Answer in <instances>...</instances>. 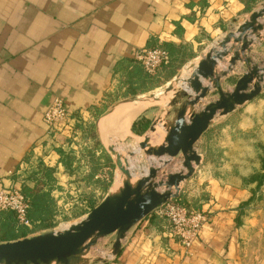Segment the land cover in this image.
<instances>
[{
	"label": "crops",
	"instance_id": "obj_1",
	"mask_svg": "<svg viewBox=\"0 0 264 264\" xmlns=\"http://www.w3.org/2000/svg\"><path fill=\"white\" fill-rule=\"evenodd\" d=\"M263 5L264 0H0V189L38 188L49 194L56 205L54 227L59 218L87 216L108 194L99 185L102 174L92 171L86 157L50 149L44 116L54 100L62 99L76 115H99L96 137L106 150L108 142L141 138L132 127L142 119L150 131L157 122L171 128L181 106H172L168 88L178 75L132 95L145 90L137 77L144 69L134 68L135 53L164 45L182 48L190 58L182 69L193 68L216 50L212 43ZM251 40L245 57L252 62H238L221 79L223 92L233 91L248 65L264 63V31ZM232 56L217 65V74L219 66L227 72ZM259 99L217 115L195 146L202 163L180 192L209 220L189 251L169 239L166 223L154 226L145 219L127 233L117 256L96 264H264V184L258 190L257 183L244 182L262 172L264 103ZM83 187L104 199L96 204L84 199L83 206L74 207L68 190ZM75 208L82 214L75 217Z\"/></svg>",
	"mask_w": 264,
	"mask_h": 264
},
{
	"label": "water",
	"instance_id": "obj_2",
	"mask_svg": "<svg viewBox=\"0 0 264 264\" xmlns=\"http://www.w3.org/2000/svg\"><path fill=\"white\" fill-rule=\"evenodd\" d=\"M263 18L264 5L252 13L250 19L239 27L237 33L230 32L220 42L219 49L206 53L199 64L193 67L194 73L191 78L184 81L187 87L174 97L172 106L179 105L182 101L185 103L178 112L175 125L170 128L165 138V144L158 148L149 147L148 137L140 144L139 150H146L148 158L161 160L163 166L171 164L179 156L183 157L185 171L170 174L165 183H161V186L166 187V191L157 190L161 187L155 183L160 169L152 167L148 176L140 179L135 186L125 182L118 194L108 195L83 221L69 229L1 243L0 264H72L78 256L96 244L97 238L114 233L117 234L113 245L115 257L120 253L123 239L134 226L153 215L158 208L179 199L181 184L191 179L195 169L202 163V157L195 146L208 131L215 117L229 115L262 94L264 67L248 68L231 93H224L218 88L221 77L215 70L231 53L233 56L229 61V72L235 69L238 62L251 63V59L245 57L253 43L249 39L264 31V25L261 23ZM239 44L240 47H236ZM229 72L222 75L226 77ZM203 80L209 81L212 87L204 86ZM213 87L217 89L219 98L202 111H194L188 116L189 109L195 110L212 93ZM168 89L172 90L173 87ZM151 132H156L155 126L151 128ZM109 152L112 155L117 154L114 147H110ZM116 164L131 178L126 161L123 162L119 157ZM105 261L99 258L96 262Z\"/></svg>",
	"mask_w": 264,
	"mask_h": 264
},
{
	"label": "rangeland",
	"instance_id": "obj_3",
	"mask_svg": "<svg viewBox=\"0 0 264 264\" xmlns=\"http://www.w3.org/2000/svg\"><path fill=\"white\" fill-rule=\"evenodd\" d=\"M242 25H240V26H238V25L234 26L232 32L237 33L238 30H239V27H241ZM249 40L252 41L251 38ZM220 42H221V40L215 41L214 43H212V46L211 47L213 49H219ZM252 45H253V43H252ZM236 47H240V44L237 45ZM253 54L254 53H251L252 56H253ZM227 58H225V59H227ZM247 58H250V57H247ZM224 60H222V61L224 62ZM256 61H259L258 58H257ZM251 62H252V59H251ZM259 62H261V61H259ZM227 64H225V65L229 67L228 61H227ZM219 65H220V63H219ZM222 65L225 66L224 64H222ZM260 67H264V63H262V65H260ZM221 68L222 67L219 66V68H218V74L217 75H219L221 77V79H223L225 77L222 75L223 73L221 72V70H222ZM248 68H250L249 65H248ZM232 71L234 72L235 70H232ZM227 72H229L228 69H227ZM193 73H194V68L187 67V68L182 69L179 72V74L177 76V79L175 81H173V83H172L173 89L169 92V95L175 97L178 93H180L184 89V86L186 85L185 84L183 86L182 83L185 80L191 78V76H192ZM230 73L231 72H229L228 75H230ZM236 77H237V75L236 76H233L234 84H235V78ZM220 83H221V81H220ZM220 83L218 85V88L221 89ZM231 92L232 91H230V92H227L226 91L224 93H231ZM216 94H218V91H217V89L215 90V88L213 87L212 88V93H210L209 96L204 101H202L200 103V105H198L195 108V110L189 109V113L190 112H194V111L195 112L202 111L208 104L214 102V100H215L214 97L216 96ZM259 98L260 99L258 101H260L261 103H264V88H263L262 94H261V96ZM184 103H185V101L180 102L179 103V106L182 107ZM258 105H261V104L259 103ZM176 106H178V105H176ZM176 109H177V107L174 108V110H176ZM93 118L94 119H89L88 127H92L93 125H96L97 124V119H95V117H93ZM219 119H220L219 116L216 117L213 120L214 121L213 122L214 123L213 125H215L216 121H218ZM170 126L171 125H169L167 123H162V122L161 123H159V122L156 123L155 128L162 129V134H161L162 137L160 138L161 140L159 139L158 141H156V144H154V142L151 140V138H152V136H154L155 134H157V131L155 133H152L150 130L147 132L146 135L142 136L141 138H130V139H124L122 141H116V142H113L112 143V146H109V145H111V143L108 142L107 143L108 144L107 145V147H108L107 152H108L109 156L112 159V163L115 165V168L113 170H112L111 167H108L109 166V163H107V165L104 164L103 165L104 167H103L102 165H100L98 163V161H97L96 158H93L91 160L90 156L93 153V150L95 148V143L96 142L94 140H92L89 136H87V132H85L84 134L86 135V138L88 139V141H84V143L90 142L89 143L90 146H84V144H80L81 145V148H82L81 149L82 151L79 154L76 153L71 148V146H70V144L72 142H78V140L77 141H73L72 139L61 138L60 141L62 143H59L58 144V143H55L52 138H50L48 145L50 146V149H52V150H55V149H63L64 152H66L68 154H71V155L74 154V155H77L79 157H82V156L83 157H86L88 159V162L90 164V167L92 168V171L93 172H96L98 174L101 173L102 175H104V174H107V173H109L111 171H114V181H113L112 187L110 189V192L108 193V195H111V194H114L113 193V187H114L113 185H114L115 179L117 177L116 174H118V175L121 174V173L124 174L118 168V166L116 164V162L119 159V157H121V160L123 162H125V161L127 162L128 169L130 168L131 160H134L136 162V169H137L136 172L137 173H143L145 170L147 171V169H150L152 167H155L157 169H160L159 174H158V177L155 179V183L157 185H159V186H161V183L162 182H164V181L167 180V177L170 174L179 173V172H184L185 171V169L183 167V157L182 156H179L178 158H176L175 160H173L171 162V164H168L166 166H163L161 160H159V159L157 160V159H154V158H148V156L146 154V150H139L140 149V144L144 141V139L146 137L149 138V147L158 148L159 146L164 145L165 144V138L167 137L168 132L170 130ZM121 128L124 129L125 128V125L122 124L121 125ZM91 135H93V133H91ZM109 147H114L116 149V153L117 154L116 155H112L111 152H109ZM261 153H263V152L261 151ZM96 157H99V156H96ZM46 158H49V155L48 154L46 155ZM140 179H141V177L140 178H137V181H139ZM137 181H133L132 184H135V182H137ZM165 188H166L165 186H161V187H158L157 190H159L160 192H163V191L166 190ZM68 191L72 193V194L69 193L67 195V198L69 199V202H72L74 204V207H79V208H80V206H83L85 204V203H83L84 202V199L86 201V199L90 198V201H92L94 204H96L95 202H101L104 199V197H105L103 194L96 195V196L89 195V192L90 191L87 190L86 187L85 188L84 187L83 188H80V192L71 191V190H68ZM76 195H78L81 198L80 199L74 198ZM180 195H181V192H180ZM181 197H182V195H181ZM63 206H64L63 204H61L60 206L58 205V209H60V213H61V210H64ZM71 207L72 206L69 205L67 209H70ZM58 217H61V214L58 213ZM86 217L87 216H85L83 218H80V219H76V220H71L70 219L69 221H66V220L65 221H62V220H60L61 218H59V221L58 222H60V223H58L56 225V227H54V229L52 231L55 230L57 232H63L65 230L69 229L71 226L80 223ZM45 233H49V232L46 231ZM42 234H44V233H42ZM116 237H117V234L114 233V234H111V235L106 236V237L97 238L96 239V244L94 246H92L90 249L86 250L83 254H81L80 256H78L73 261L72 264H96L97 263L96 261L99 258H103L105 260H108V259L112 258L113 257V245L115 243ZM53 264H57V263H53Z\"/></svg>",
	"mask_w": 264,
	"mask_h": 264
},
{
	"label": "built area",
	"instance_id": "obj_4",
	"mask_svg": "<svg viewBox=\"0 0 264 264\" xmlns=\"http://www.w3.org/2000/svg\"><path fill=\"white\" fill-rule=\"evenodd\" d=\"M135 61L141 64L148 74L156 75L169 61V56L161 47L140 49L135 53ZM88 119L83 114L76 115L71 112L60 98L54 100L51 108L44 116L45 124L49 127V137L58 144L62 143L61 138L78 140V142L70 144L71 148L78 154L82 151L80 144L90 146V142L84 143V141H88L84 134L88 129ZM100 178L105 179L107 176L101 175ZM177 200H172L158 208L154 214L167 222L169 239L188 252L198 240L209 216L203 210L186 207L178 203ZM29 209L30 202L21 189L15 187L0 189V211L14 212L18 224L31 229L32 224L28 218ZM93 209H90L89 213Z\"/></svg>",
	"mask_w": 264,
	"mask_h": 264
},
{
	"label": "trees",
	"instance_id": "obj_5",
	"mask_svg": "<svg viewBox=\"0 0 264 264\" xmlns=\"http://www.w3.org/2000/svg\"><path fill=\"white\" fill-rule=\"evenodd\" d=\"M161 48H163L167 52L169 56V61L165 65H163L161 70L156 75H150L145 70L142 72L139 71L137 77H139L140 83L145 90L138 93L132 91V95L145 94L147 92L153 91L157 88L166 85L178 75V73L190 60V58L186 56L182 48L176 49L170 45H164ZM135 65V70L136 68L142 66L136 61ZM94 117L95 119H97L99 118V115L95 114ZM149 127L150 123L142 119L134 123L132 127V132L135 135L142 137L149 130ZM86 132L87 136H89L92 140L96 142L93 153L90 156L91 160L93 158H96L98 163L102 166L104 164L107 165V163H109L108 167H111L113 170L115 168V165L112 163L111 157L109 156L107 150L97 141L96 126L93 125L92 127H88ZM91 133H93V135H91ZM97 149H101V154L99 155V157H96ZM260 149L263 152L261 155L262 172L255 173L244 181L245 183H257L258 190L264 184V146ZM106 176L107 178L99 181V185L104 194H108L109 190L112 187L114 181V171L107 173ZM21 190L30 202L28 218L32 224V229L19 225L17 221V216L14 212L0 211V244L23 240L29 238L31 234L36 232H52L51 230L54 228V221L56 216V205L54 199H52L49 194L42 193L38 188L30 189L24 187ZM177 202L186 207L198 209V205L196 203L188 202L183 197H180ZM80 214L77 215V208H75L74 216L77 217ZM65 220L69 221L68 218H65ZM146 220H150L154 226L161 227L163 223L167 224V222L163 218L157 217L155 214L151 215Z\"/></svg>",
	"mask_w": 264,
	"mask_h": 264
},
{
	"label": "bare ground",
	"instance_id": "obj_6",
	"mask_svg": "<svg viewBox=\"0 0 264 264\" xmlns=\"http://www.w3.org/2000/svg\"><path fill=\"white\" fill-rule=\"evenodd\" d=\"M203 82H208L210 85H211V83L209 82V81H204L203 80ZM186 84V83H185ZM204 84H206V86L207 85H209V84H207V83H204ZM187 85V84H186ZM209 85V86H210ZM184 86V85H183ZM208 86V87H209ZM185 87V86H184ZM211 87H212V85H211ZM210 87V88H211ZM125 126H128L129 125V123H126V124H124ZM157 130V129H156ZM162 129H160V130H158L157 131V134H155L154 136H152V138H151V140L154 142V144H156V141H158L161 137H162ZM161 140V139H160ZM129 170V172H130V174H131V178H129L127 175H125V174H116L117 175V177H116V179H115V183H114V187H113V193L114 194H118L119 192H120V190H122L121 188H123L122 186H123V184L125 183V182H130L131 184L133 183V181H137V178H140L141 177V179L142 178H145V177H147L148 176V173H149V170L150 169H147V171L145 170L143 173H137L136 171H137V169H136V162L134 161V160H131V163H130V168L128 169ZM138 182V181H137ZM137 182H135V184H132L133 186H135L136 185V183ZM166 191V190H165ZM164 192V191H163Z\"/></svg>",
	"mask_w": 264,
	"mask_h": 264
}]
</instances>
